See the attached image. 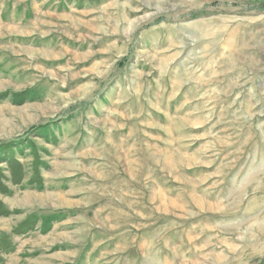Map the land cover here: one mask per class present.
<instances>
[{
	"label": "rangeland",
	"instance_id": "rangeland-1",
	"mask_svg": "<svg viewBox=\"0 0 264 264\" xmlns=\"http://www.w3.org/2000/svg\"><path fill=\"white\" fill-rule=\"evenodd\" d=\"M16 141L0 264H264V0H0Z\"/></svg>",
	"mask_w": 264,
	"mask_h": 264
},
{
	"label": "trees",
	"instance_id": "trees-1",
	"mask_svg": "<svg viewBox=\"0 0 264 264\" xmlns=\"http://www.w3.org/2000/svg\"><path fill=\"white\" fill-rule=\"evenodd\" d=\"M46 137L50 135V130H48L45 134ZM21 141V140H20ZM10 142L7 145H5L4 150H2V153L5 154H0V160H4V162H8L9 169L11 171V175L14 179V182L20 181L22 175L19 174L18 168L20 167V161L15 157L14 152L16 150H20V146L17 145L16 143L20 142ZM36 153V152H35ZM40 161V160H37ZM2 161H0L1 163ZM39 164L36 163L35 167H37ZM17 168V169H16ZM2 178L0 177V183H1ZM32 185H37L38 187H43V184L41 181H33L31 182ZM6 188V187H5ZM7 189V188H6ZM3 211V212H2ZM0 213L4 214H9L8 210L5 208L3 204L0 203ZM66 213V212H65ZM65 215L64 214H47L41 217L40 215H37L36 213H32L28 215L18 226H16L11 233L7 232H1L0 231V262L3 261L2 255L6 254V252H10L13 248L11 247L10 244V237L11 235H23L27 231H31L32 229L35 228V226L40 225L43 226V229L46 230L50 228V225L55 222V220H58V218H63Z\"/></svg>",
	"mask_w": 264,
	"mask_h": 264
}]
</instances>
